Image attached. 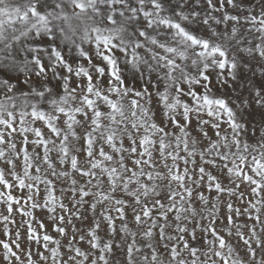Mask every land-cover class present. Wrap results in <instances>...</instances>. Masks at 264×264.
I'll list each match as a JSON object with an SVG mask.
<instances>
[{"label":"snow or ice","instance_id":"1","mask_svg":"<svg viewBox=\"0 0 264 264\" xmlns=\"http://www.w3.org/2000/svg\"><path fill=\"white\" fill-rule=\"evenodd\" d=\"M0 264H264V0H0Z\"/></svg>","mask_w":264,"mask_h":264},{"label":"rangeland","instance_id":"2","mask_svg":"<svg viewBox=\"0 0 264 264\" xmlns=\"http://www.w3.org/2000/svg\"><path fill=\"white\" fill-rule=\"evenodd\" d=\"M221 27H223V26H221ZM53 83H55V82H53ZM45 131H47V130H45ZM210 135H211V132H210ZM206 143H207V141H204V144H206ZM201 146H203V145H201ZM30 148H31V146H30ZM37 151H39V149H37ZM197 161H198V163H199V159H198V158H197ZM206 167H207V166H206ZM212 171L214 172V174H217V173H215V170H214V169H212ZM221 179H222V182H223V183L227 184V179H226V178H224V177L222 176ZM60 186H62V185H58V187H60ZM241 190H242V191H245V189H244L243 186H241ZM205 194L208 195V193H205ZM245 194L247 195V191H245ZM41 195H43V193H41ZM57 195H59V192H57ZM215 196H216V193H215V192H212L210 198H211V197H215ZM248 198L250 199L251 197H248ZM221 199H222L223 201H225V202H229V200H231V202L234 203V206H238V207H244V206H246L242 201H237V200L235 199V197L229 198L228 196L223 195V196H221ZM65 203L68 204L69 208L72 207V205L68 202L67 199H65ZM36 214H37V216H38L39 218L44 219L46 224H48V225L51 224V222L47 220V213H41V212L38 211ZM224 214H225L224 205L221 204V205H220V212L218 213V215L220 216L221 220H224ZM17 219H18V221H19V217H17ZM238 220H239V222H241V223H248V224L254 223V221H249V220H247L246 217H239ZM74 222L77 224V227H83V225H81L78 221H74ZM224 223H226V221H224ZM217 227H218V229L221 231V234H224L223 224H222L220 221L217 222ZM260 227H261V226L258 224V225H257V229L259 230ZM21 231H22V233H23L24 230L22 229ZM48 232H49L51 235L55 236L56 238H58V239H62V244H63V243H67V240L61 238V237L59 236V234L56 233V232L52 229L51 226L48 227ZM245 232H247L246 229H245ZM226 239H229L231 243H233L234 245H236L237 248H238V250L241 251V253L243 254V248H244V246H243L242 242H240V241L238 240V238L235 237V235H233V236L230 237V238H229V237H226ZM22 246H23V245H22ZM82 246L87 247L86 245H82ZM33 247H34V249H35V246H33ZM202 259H203V257H202ZM257 259H259V256L257 257Z\"/></svg>","mask_w":264,"mask_h":264}]
</instances>
